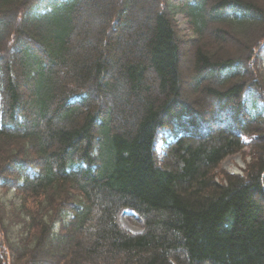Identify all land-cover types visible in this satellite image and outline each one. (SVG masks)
Returning <instances> with one entry per match:
<instances>
[{"label":"trees","instance_id":"1","mask_svg":"<svg viewBox=\"0 0 264 264\" xmlns=\"http://www.w3.org/2000/svg\"><path fill=\"white\" fill-rule=\"evenodd\" d=\"M0 264H264V0H0Z\"/></svg>","mask_w":264,"mask_h":264},{"label":"rangeland","instance_id":"2","mask_svg":"<svg viewBox=\"0 0 264 264\" xmlns=\"http://www.w3.org/2000/svg\"><path fill=\"white\" fill-rule=\"evenodd\" d=\"M176 19L178 22V25L180 28H182L185 32H189L184 20V17L181 13L176 15ZM188 47L186 45H182L181 49L186 51ZM190 58L189 55L184 54L183 55V60H187L186 62L182 63V66H187L188 59ZM190 67V66H189ZM187 67V68H189ZM186 68V69H187ZM248 148H244L242 150L233 152L227 156H225L219 165L213 170L214 174L217 178H220L223 173V171H228V172H237V173H244V170L247 166V163L250 161L251 158L248 157L250 155L249 151L247 150ZM251 156V155H250ZM9 196V195H7ZM129 210H123L120 215V222L121 224L129 229L132 232H138L141 230V227L138 222H134L132 218L130 217L131 215Z\"/></svg>","mask_w":264,"mask_h":264}]
</instances>
